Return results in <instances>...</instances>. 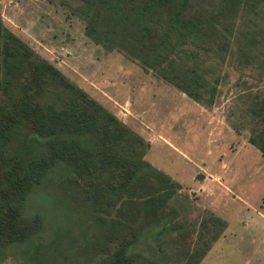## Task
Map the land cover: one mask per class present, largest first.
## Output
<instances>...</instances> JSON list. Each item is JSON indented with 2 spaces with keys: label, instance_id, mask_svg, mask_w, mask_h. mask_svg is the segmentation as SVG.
Instances as JSON below:
<instances>
[{
  "label": "trees",
  "instance_id": "obj_1",
  "mask_svg": "<svg viewBox=\"0 0 264 264\" xmlns=\"http://www.w3.org/2000/svg\"><path fill=\"white\" fill-rule=\"evenodd\" d=\"M75 1L86 36L116 47L195 100L214 89L198 70L200 47L223 50L239 10L264 14V0H216L209 7H194L192 0ZM254 107L261 123L248 142L264 156V98ZM146 147L0 20V249L41 230L42 216L25 214L24 204L38 188L36 199L48 205L52 196L42 188L50 185L83 224L79 264H135L139 243L175 227L169 204L181 188L143 158ZM206 223L213 232L183 264H198L225 227L210 211L200 226ZM147 251L156 264L158 242Z\"/></svg>",
  "mask_w": 264,
  "mask_h": 264
},
{
  "label": "rangeland",
  "instance_id": "obj_2",
  "mask_svg": "<svg viewBox=\"0 0 264 264\" xmlns=\"http://www.w3.org/2000/svg\"><path fill=\"white\" fill-rule=\"evenodd\" d=\"M215 1L191 3L209 7ZM75 4L0 0V20L139 134L147 142L143 158L180 183L169 204L175 227L139 243L135 264H152L147 246L156 242L162 250L152 256L156 264H183L213 232L207 223L200 226L208 211L225 227L198 264H264V156L248 142L261 123L254 106L264 98V14L239 10L223 50L200 47L198 70L214 89L212 97L207 90L195 100L116 47L105 48L86 36ZM44 189L52 196L48 205L36 199L38 188L24 204L25 214L42 216L41 230L1 248L0 264H79L84 257L79 215L53 186Z\"/></svg>",
  "mask_w": 264,
  "mask_h": 264
},
{
  "label": "crops",
  "instance_id": "obj_3",
  "mask_svg": "<svg viewBox=\"0 0 264 264\" xmlns=\"http://www.w3.org/2000/svg\"><path fill=\"white\" fill-rule=\"evenodd\" d=\"M204 257H205V255L201 258V261H203ZM199 262H200V261H199Z\"/></svg>",
  "mask_w": 264,
  "mask_h": 264
}]
</instances>
